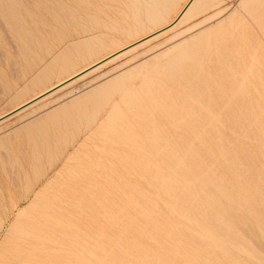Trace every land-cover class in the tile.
I'll list each match as a JSON object with an SVG mask.
<instances>
[{
    "label": "rangeland",
    "instance_id": "1",
    "mask_svg": "<svg viewBox=\"0 0 264 264\" xmlns=\"http://www.w3.org/2000/svg\"><path fill=\"white\" fill-rule=\"evenodd\" d=\"M0 1V116L172 24L188 2ZM193 4L164 35L0 123V233L12 205H22L47 183L73 177L81 198L105 195L89 212L70 218L76 245L61 239L66 249H55L53 264H264V0ZM166 127L170 133H154ZM187 128L196 134L179 135ZM26 206L15 212L20 219Z\"/></svg>",
    "mask_w": 264,
    "mask_h": 264
},
{
    "label": "bare ground",
    "instance_id": "2",
    "mask_svg": "<svg viewBox=\"0 0 264 264\" xmlns=\"http://www.w3.org/2000/svg\"><path fill=\"white\" fill-rule=\"evenodd\" d=\"M22 1V0H21ZM20 0H19V2H21ZM25 1H27V0H25ZM34 1V0H33ZM51 1V0H50ZM100 1V0H99ZM197 1V0H196ZM240 1V0H239ZM1 2V1H0ZM6 2V1H5ZM13 2V1H12ZM18 2V1H17ZM37 2V1H36ZM102 2V1H101ZM100 2V3H101ZM112 2V1H111ZM195 2V0H188V2L186 1V5L184 6V8L180 11V13H179V15H178V19L175 21V22H171L172 24H170V25H168V26H166V27H164V28H162V29H159L158 31H156V32H154V33H156V34H154V33H152V34H149L148 36H145V37H143L142 39H140V40H138V41H135L134 43H132V44H129V45H127V46H125V47H122V48H120L119 50H117V51H115L114 53H112V54H110V55H108V56H106V57H104L103 59H101V60H98L97 62H95V63H93V64H91V65H89V66H87L86 68H84V69H82L81 71H79V72H77V73H75V74H73V75H70V76H68L66 79H64V80H61L59 83H57V84H55V85H53L52 87H50V88H48V89H45V91H43V92H41V93H39V94H37L36 96H34L33 98H31V99H29V100H27V101H25V102H23V103H21L20 105H18L17 107H15L14 109H12L10 112H7L6 114H4L3 116H0V123L1 122H3V121H5V120H7V119H9V118H11L12 116H14V115H17L18 113H20L21 111H23V110H25V109H27V108H29V107H31L32 105H34V104H36V103H38V102H40V101H42L43 99H45L46 97H48V96H50V95H52V94H54V93H56L57 91H59V90H61V89H63V88H69L73 83H75L77 80H79L80 78H82L83 76H85V75H87L88 73H90V72H92V71H94V70H96V69H98L100 66H102V65H105V63H107V62H110V61H112V60H114V59H116V58H118V57H120L121 55H124L125 53H127V52H129V51H131L132 49H134V48H136L137 46H139V45H144V43H146V42H149V41H151L152 39H154V38H159L162 34L164 35V33H167L169 30H172L175 26H177V24L178 23H180L179 21L183 18V17H185V15H187V12L189 11V13H190V7L193 9V7H192V5H195V4H193ZM76 3V2H75ZM106 3H107V1H106ZM113 3H115V2H113ZM117 3H119V2H117ZM152 3V2H151ZM16 4H18V3H16ZM15 4V5H16ZM30 4V3H29ZM28 4V5H29ZM55 4V3H54ZM61 4V3H60ZM156 4V3H155ZM170 4H171V2H170ZM185 4V3H184ZM1 5H3V4H1ZM9 5V4H8ZM15 5H13L14 6V10H15ZM27 5V4H26ZM40 5V4H39ZM47 5H49V4H47ZM90 5V4H89ZM135 5H137V4H135ZM24 6H25V4H24ZM30 6V5H29ZM29 6H27V7H29ZM104 6V5H103ZM105 6H108V5H105ZM160 6V5H159ZM5 7V6H4ZM17 7V6H16ZM36 7H37V5H36ZM51 7V6H50ZM56 7H57V5H56ZM110 7V6H109ZM1 8V7H0ZM8 8V7H7ZM18 8H19V4H18ZM21 8V7H20ZM33 8V7H32ZM54 8V7H53ZM106 8V7H105ZM158 9H159V7H157ZM17 9V8H16ZM37 9V8H36ZM152 9V8H151ZM191 9V10H192ZM2 10V9H1ZM0 10V11H1ZM4 10H6V9H4ZM19 10V9H18ZM31 10V9H30ZM33 10V9H32ZM39 10H40V8H39ZM57 10V9H56ZM106 10V9H105ZM136 10V9H135ZM16 11V10H15ZM14 11V12H15ZM35 11V10H34ZM93 11V10H92ZM106 11H108V10H106ZM109 11H111L110 9H109ZM151 11V10H150ZM2 12V11H1ZM21 13H23V11L21 12ZM42 13V12H41ZM44 13V12H43ZM49 13V12H48ZM103 13V12H102ZM7 14V13H6ZM6 14H4V15H6ZM16 14V13H15ZM23 14H25V13H23ZM23 14H22V16H23ZM45 14V13H44ZM137 14V13H136ZM9 15V14H8ZM14 14H12V16H13ZM21 15V14H20ZM39 15V14H38ZM18 16V15H17ZM25 16V15H24ZM45 16V15H44ZM7 17V16H6ZM11 17V16H10ZM31 17V16H30ZM41 18H42V16H40ZM147 17H148V15H147ZM187 17V16H186ZM9 18V17H8ZM27 18V17H26ZM176 18V17H175ZM17 19V18H16ZM29 19V18H28ZM1 20V19H0ZM14 20H15V18H14ZM18 20H19V18H18ZM184 19H182V21H183ZM7 21V20H6ZM16 21V20H15ZM25 21H27L28 22V20L26 19ZM33 21H35L34 19H33ZM16 22H18V21H16ZM26 22V23H27ZM31 22V21H30ZM7 23H8V21H7ZM7 23H5L6 25H7ZM19 23V22H18ZM22 23V22H21ZM25 23V22H24ZM35 23H36V21H35ZM39 23H40V21H39ZM34 24V23H33ZM4 25V24H3ZM6 25H4V26H6ZM13 25V24H12ZM37 25V24H36ZM9 26V25H8ZM25 26V25H24ZM30 26V25H29ZM23 27V26H22ZM32 27V26H31ZM5 28V27H4ZM4 28H3V30H4ZM8 28V27H7ZM14 28H16V27H14ZM2 29V28H1ZM20 29V28H19ZM26 29V28H25ZM9 30V29H8ZM7 30V31H8ZM28 30H30L29 28H28ZM24 31V30H23ZM160 31V32H159ZM5 31H3V33H4ZM14 32V31H13ZM19 32V31H18ZM20 32H22V30L20 31ZM9 33V32H8ZM30 33V32H29ZM151 35V36H150ZM8 38V37H7ZM9 39V38H8ZM179 50H180V48H179ZM178 50V51H179ZM96 51V50H95ZM185 61V60H184ZM183 65H185V64H183ZM253 65V64H252ZM239 66V65H238ZM259 66V65H258ZM236 69V68H235ZM262 69V68H261ZM256 71H254V73H255ZM221 74V73H220ZM230 74V73H229ZM222 75V74H221ZM233 78V77H232ZM258 79V78H257ZM244 81V80H243ZM263 81V80H262ZM260 82V81H259ZM228 83V82H227ZM239 83V82H238ZM244 84V83H243ZM229 87V86H228ZM235 88V87H234ZM231 90V89H230ZM258 91V90H257ZM203 94V93H202ZM209 94V93H208ZM198 95V94H197ZM196 95V96H197ZM216 95V94H215ZM244 95V94H243ZM211 96V95H210ZM259 96H260V94H259ZM223 98H225V99H227L225 96H223ZM235 99H236V97H235V95H234V93H231V98H230V105H229V108L231 107V108H233V107H235ZM211 101H212V99H210ZM215 100V99H214ZM192 101V100H191ZM216 101V100H215ZM247 101V100H246ZM209 102V101H208ZM221 102V101H220ZM29 103V104H28ZM197 105H198V102L196 103ZM225 104V103H224ZM223 104V105H224ZM215 105V104H214ZM213 105V106H214ZM226 105V104H225ZM200 106V105H199ZM204 106V105H203ZM227 106V105H226ZM33 107V106H32ZM252 107V106H251ZM196 108V107H195ZM212 108V107H211ZM223 109H225V108H223ZM237 109V108H236ZM248 109V108H247ZM262 109V108H261ZM263 109H264V107H263ZM262 109V110H263ZM200 110V109H199ZM203 110V109H202ZM210 110H212V109H210ZM226 110V109H225ZM231 110V109H230ZM238 110V109H237ZM260 110V109H259ZM209 111V110H208ZM231 111H233V110H231ZM199 112V111H198ZM217 112V111H216ZM227 112H229V110L227 111ZM254 112V111H253ZM259 112V111H258ZM234 113V112H233ZM202 114V113H201ZM230 114V113H229ZM220 115V114H219ZM234 115V114H233ZM235 115H236V113H235ZM234 115V116H235ZM255 116V115H254ZM208 117V116H207ZM216 117V116H215ZM230 117V116H229ZM248 117V116H247ZM197 119H199V121H201L202 120V117H201V115H199V116H197L196 117ZM236 118V117H235ZM170 119V118H169ZM222 119V118H221ZM224 119V118H223ZM238 119V118H237ZM177 120V119H176ZM233 120V119H232ZM159 121H161V120H159ZM234 121V120H233ZM238 121H239V119H238ZM237 121V122H238ZM243 122V121H242ZM241 122V123H242ZM167 123H169V122H167ZM183 123V122H182ZM208 123H210V121L208 122ZM225 123V122H224ZM235 123V122H234ZM203 124H204V122H203ZM211 124V123H210ZM209 124V125H210ZM150 125V124H149ZM240 125V124H239ZM170 126V125H169ZM216 126V125H215ZM175 127V126H174ZM191 127V126H190ZM222 127H223V125H222ZM241 127V126H240ZM243 127V126H242ZM173 128V127H172ZM200 128V127H199ZM205 128V127H204ZM248 128V127H247ZM188 129V128H187ZM213 129V128H212ZM219 130V129H218ZM226 130V129H225ZM231 130V129H230ZM149 132V131H148ZM152 132V131H151ZM170 133L171 132V127H166L164 130L162 129V128H160V129H156L155 131H154V133L156 134V135H158V134H162V133ZM194 132H196V130H191V129H188V130H186V129H181V131L179 132V135H181L182 137L183 136H187V135H189V136H193V134H196V133H194ZM199 133H200V131H199ZM223 133V132H222ZM242 133V132H241ZM224 134L226 135V133L224 132ZM142 135V134H141ZM203 135V134H202ZM233 135V134H232ZM236 135V134H235ZM142 136H144V135H142ZM169 136V135H168ZM206 136V135H205ZM218 136H220V135H218ZM152 137V136H151ZM150 137V138H151ZM178 137V136H177ZM228 137V136H227ZM171 138V137H170ZM186 138V137H185ZM193 138V137H192ZM145 139H146V137H145ZM152 139H153V137H152ZM209 139V138H208ZM182 140V139H181ZM195 140V139H194ZM207 140V139H206ZM238 140V139H237ZM139 141V140H138ZM202 141V140H201ZM140 142V141H139ZM154 142V141H153ZM152 142V143H153ZM160 142V141H159ZM162 142H163V140H162ZM247 142H249V141H247ZM131 143V142H130ZM174 143V142H173ZM184 143V142H183ZM220 143V142H219ZM143 144V143H142ZM157 144V143H156ZM246 144V143H245ZM155 145V144H154ZM153 144H152V146H154ZM211 145V144H210ZM238 145V144H237ZM200 146V145H199ZM209 146V145H208ZM219 146H222L221 144L219 145ZM232 146V145H231ZM131 147V146H130ZM139 147V146H138ZM158 147V146H157ZM187 147V146H186ZM152 148V147H151ZM161 148V147H160ZM205 148V147H204ZM248 148V147H247ZM156 149V148H155ZM162 149V148H161ZM170 149V148H169ZM189 149V148H188ZM210 149V148H209ZM239 149V148H238ZM241 149V148H240ZM163 150V149H162ZM190 150V149H189ZM201 151H202V149H200ZM210 150H212V149H210ZM214 150V149H213ZM217 150V149H216ZM156 151V150H155ZM154 151V152H155ZM157 151H158V149H157ZM184 151V150H183ZM205 151V150H204ZM218 151V150H217ZM232 151V150H231ZM244 151V150H243ZM170 152H171V150H170ZM170 152H168V153H170ZM188 152V151H187ZM213 152V151H212ZM252 152V151H251ZM142 153V152H141ZM172 154H173V152H171ZM181 153V152H180ZM210 153V152H209ZM161 154H163V153H161ZM194 154V153H193ZM224 154V153H223ZM233 154V153H232ZM239 154V153H238ZM159 155V154H158ZM175 155V154H174ZM192 155V154H191ZM245 155H246V153H245ZM170 156V155H169ZM176 156V155H175ZM179 156V155H178ZM182 156H184V155H182ZM199 156V155H198ZM210 156V155H209ZM219 156V155H218ZM217 156V157H218ZM228 156V155H227ZM262 156V155H261ZM150 157V156H149ZM167 157V156H166ZM187 157V156H186ZM240 157V156H239ZM263 157V156H262ZM188 159H190L189 158V156L187 157ZM211 158V157H210ZM208 159V158H207ZM213 159V158H212ZM220 159H222V158H220ZM230 159V158H229ZM153 160V159H152ZM165 160V159H164ZM175 160H176V158H175ZM206 160V159H205ZM209 160V159H208ZM228 160V159H227ZM257 160V159H256ZM176 161H178V160H176ZM175 162V161H174ZM179 162H181V161H178V163ZM210 162V161H209ZM247 162H249V163H251V161H247ZM160 163H161V161H160ZM166 163V162H165ZM181 163H183V162H181ZM227 163V162H226ZM230 163H231V161H230ZM259 163V162H258ZM200 164V163H199ZM201 164H203L202 162H201ZM237 164V163H236ZM154 165V164H153ZM158 165V164H157ZM160 165V164H159ZM183 165V164H182ZM197 165V164H196ZM224 165V164H223ZM227 165V164H226ZM253 165V164H252ZM255 165V164H254ZM173 166V165H172ZM172 166H170V167H172ZM205 166V165H204ZM213 166V165H212ZM228 166H229V164H228ZM157 167V166H156ZM182 167H184V166H182ZM192 167V166H191ZM207 167H208V165H207ZM206 167V169H208ZM168 168H169V165H168ZM190 167L188 166V169H189ZM198 168V167H197ZM241 168V167H240ZM246 168V167H245ZM253 168H255V166L253 167ZM210 169V168H209ZM216 169V168H215ZM222 169V168H221ZM239 169V168H238ZM256 169V168H255ZM261 169H263L262 167H261ZM157 170V169H156ZM187 170V169H186ZM192 170V169H191ZM191 170H190V172H191ZM196 170H199V169H196ZM200 170L202 171V168H200ZM228 170H229V168H228ZM254 170V169H253ZM257 170V169H256ZM155 171V170H154ZM175 171H176V169H175ZM215 171V170H214ZM234 171H235V169H234ZM251 171H252V169H251ZM174 172V171H173ZM198 173H199V171H197ZM216 172V171H215ZM231 172V171H230ZM255 172V171H254ZM157 173V172H156ZM191 173H193V171L191 172ZM195 173H196V171H195ZM232 174H233V172H231ZM235 173H237V171L235 172ZM234 173V174H235ZM242 173V172H241ZM240 173V174H241ZM168 174H169V172H168ZM179 174V173H178ZM190 174V173H189ZM211 174V173H210ZM216 174V173H215ZM233 174V175H234ZM181 175V174H180ZM183 175V174H182ZM204 174H202V176H203ZM238 175V174H237ZM236 175V176H237ZM252 175V174H251ZM250 175V176H251ZM260 175V174H259ZM73 176H75V175H73ZM168 176V175H167ZM184 176V175H183ZM182 176V177H183ZM191 176H192V174H191ZM195 176V175H194ZM193 176V177H194ZM205 176H208V175H205ZM213 176H215V175H213ZM235 176V175H234ZM250 176H249V178H250ZM257 175H255V177H256ZM264 176V175H263ZM263 176H260V177H263ZM76 177V176H75ZM169 177V176H168ZM179 177V176H178ZM181 177V176H180ZM221 177V176H220ZM223 177H224V175H223ZM231 177V176H230ZM238 177V179H239V175L237 176ZM240 177H241V175H240ZM259 176H257V178H258ZM192 178V177H191ZM207 178V177H206ZM168 179V178H167ZM180 179V178H179ZM195 179V178H194ZM200 179V178H199ZM247 179V178H246ZM251 179H252V177H251ZM206 180V179H205ZM220 180H222V179H220ZM227 180V179H226ZM249 180V179H248ZM261 180V179H260ZM77 181V180H76ZM160 181V180H159ZM167 181V180H166ZM192 181V180H191ZM196 181V180H195ZM212 181V180H211ZM223 181V180H222ZM236 181V180H235ZM162 182H163V180H162ZM175 182V181H174ZM174 182H172V183H174ZM223 182H225V181H223ZM227 182V181H226ZM229 182L230 181H228V184H229ZM239 182H241V181H239ZM243 183H244V181H242ZM178 183V182H177ZM182 183V182H181ZM186 183V182H185ZM218 183V182H217ZM246 183V182H245ZM250 183V182H249ZM262 183V182H261ZM193 184V183H192ZM214 184V183H213ZM226 184V183H225ZM241 184V183H240ZM258 184V183H257ZM166 185V184H165ZM173 185V184H172ZM174 185H176L175 183H174ZM182 185V184H181ZM186 185H187V183H186ZM185 185V186H186ZM196 185V184H195ZM227 185V184H226ZM230 185V184H229ZM248 185V184H247ZM250 185H251V183H250ZM250 185H249V187H250ZM157 186H159V185H157ZM198 186V185H197ZM243 186V185H242ZM259 186V185H258ZM193 187V186H192ZM228 187H230V186H228ZM254 187V186H253ZM163 188V187H162ZM164 188H166V187H164ZM173 188V187H172ZM184 188V187H183ZM187 188H189L188 186H187ZM198 188V187H197ZM196 188V189H197ZM208 188V187H207ZM216 188V187H215ZM256 188V187H255ZM167 189V188H166ZM185 189V188H184ZM248 189V188H247ZM251 189H252V186H251ZM254 189V188H253ZM257 189H259V188H257ZM264 189V188H263ZM81 190V187H80V185L78 186V184L75 182V180H74V178L73 177H71V178H69V179H59V181L58 182H56L55 184H53L52 185V183L51 184H46V185H44V186H42V187H40L37 191H35L32 195H31V197L29 198V199H27L22 205H25V204H27V206L24 208L25 209V213H26V211H28V214H27V216H25L24 218H19V215H15V212L17 211V210H19V208L22 206V205H18V206H14V205H12V210H13V213H12V218H11V220H9L8 222H7V224L5 225V228L4 229H2V232L0 233V264H53L52 262H54L55 263V261L53 260V257H54V255H56L59 251L58 250H56L55 251V249H62V250H65L66 248L65 247H63V243L61 244V246H59L60 244L59 243H61L60 241H61V239H62V242L64 241V238L65 237H67V239H65V240H67L68 242H66L67 243V245L66 246H70V248H72V246L75 244L76 245V243H74V242H76V239L75 238H72L73 237V235H75V232H74V230H73V232H71L72 230H71V228H73V229H75V223H73L74 222V220H73V222L71 221V219H72V216H74L75 214H77L78 212H83L84 210H86L87 212H89V210L91 209V205H92V203L93 202H95L96 200H98V199H103L104 198V195L103 194H97V193H92V192H87V193H85V194H83L82 195V198L84 199V201L82 202L81 201V196H79L77 193H79V191ZM191 190H193V189H191ZM190 190V191H191ZM199 191H200V189H198ZM220 189H218V191H219ZM243 190H244V188H243ZM255 190V189H254ZM167 191V190H166ZM195 191V190H194ZM232 191H233V188H232ZM234 191H236V190H234ZM249 191V190H248ZM169 192H170V190H169ZM174 192V191H173ZM196 192V191H195ZM207 192V191H206ZM220 192V191H219ZM230 192V191H229ZM166 193V192H165ZM188 193H189V190H188ZM193 193V192H192ZM217 193V192H216ZM232 193V192H231ZM237 193H240V192H238L237 191ZM242 193V192H241ZM251 193V192H250ZM254 193V192H253ZM257 193V192H256ZM174 194V193H173ZM189 194H191V193H189ZM188 194V195H189ZM202 194V193H201ZM208 194V193H207ZM225 194V193H224ZM236 194V193H235ZM259 195H260V193H258ZM171 195V194H170ZM175 195V194H174ZM186 195H187V193H186ZM187 195V196H188ZM199 195V194H198ZM233 195V194H232ZM240 195V194H239ZM262 195V194H261ZM260 195V196H261ZM169 196V195H168ZM173 196V195H172ZM182 196H184V195H182ZM264 196V195H263ZM180 197H181V195H180ZM219 197V196H218ZM250 197V196H249ZM262 197V196H261ZM98 198V199H97ZM168 198H171V197H168ZM177 198V197H176ZM184 198H186L185 196H184ZM191 198V197H190ZM203 198V197H202ZM205 198V197H204ZM240 198H241V196H240ZM263 198V197H262ZM174 199V198H173ZM182 199V198H181ZM189 199V198H188ZM192 199V198H191ZM199 199V198H198ZM197 199V200H198ZM234 199V198H233ZM244 199V198H243ZM264 199V198H263ZM185 201L184 202H187L186 201V199H184ZM235 200V199H234ZM194 201V200H193ZM201 201V200H200ZM222 201V200H221ZM244 200H242V202H243ZM181 202V201H180ZM196 202V201H195ZM202 202V201H201ZM200 202V203H201ZM206 202V201H205ZM208 202V201H207ZM218 202V201H217ZM258 202H259V200H258ZM189 203V202H188ZM216 203V202H215ZM246 203V202H245ZM262 203V202H261ZM178 204H180V203H178ZM182 204V203H181ZM180 204V205H181ZM187 204V203H186ZM204 204V203H203ZM207 204V203H206ZM217 204V203H216ZM259 204H260V202H259ZM263 204V203H262ZM16 205V204H15ZM177 205V204H176ZM179 205V206H180ZM188 205V204H187ZM189 205H191L190 203H189ZM208 205V204H207ZM224 205H225V202H224ZM238 205H239V203H238ZM252 205V204H251ZM178 205H177V208L179 207ZM195 206H196V204H195ZM199 206V205H198ZM209 206H211V204L209 205ZM181 207V206H180ZM191 207V206H190ZM211 207H213V206H211ZM224 207V206H223ZM193 208H194V206H193ZM196 208H198L197 206H196ZM199 208H201V206L199 207ZM261 208H262V206H261ZM264 208V207H263ZM186 209V208H185ZM253 209V208H252ZM184 210V209H183ZM188 210V209H187ZM199 210V209H198ZM203 210V209H202ZM201 210V211H202ZM214 210V209H213ZM217 210V209H216ZM264 210V209H263ZM164 211H166L165 209H164ZM178 211V210H177ZM179 211H181V210H179ZM189 211V210H188ZM190 211H191V209H190ZM201 211H200V213H201ZM225 211V210H224ZM181 212H183V211H181ZM185 212V211H184ZM212 212V211H211ZM220 212V211H219ZM175 213H177V212H175ZM193 213V212H192ZM206 213V212H205ZM258 213V212H257ZM20 214V213H19ZM184 214V213H183ZM183 214H181L182 216H183ZM189 214V213H188ZM194 214V213H193ZM220 214V213H219ZM180 215V216H181ZM191 215V214H190ZM208 215H209V218L211 217V215L208 213ZM88 216H89V213H88ZM197 216V215H196ZM204 216V215H203ZM206 216V215H205ZM191 217H192V215H191ZM190 217V218H191ZM214 217V216H213ZM216 217H218V216H216ZM223 217V216H222ZM71 218V219H70ZM74 218V217H73ZM183 218H184V216H183ZM186 218H188V215H187V217ZM185 218V219H186ZM198 218V217H197ZM196 218V219H197ZM206 218V217H205ZM208 218V217H207ZM209 218H208V220H209ZM212 218V217H211ZM219 218H221V217H219ZM181 219V218H180ZM199 219V218H198ZM212 219H214V218H212ZM218 219V218H217ZM190 220V219H189ZM192 220H194V218L193 219H191V221ZM207 220V219H206ZM204 221L205 222V229H206V231L209 229V226H208V224L207 223H209V221ZM211 220V219H210ZM188 221V220H187ZM197 221V220H196ZM202 221V220H201ZM226 221V220H225ZM6 222V221H5ZM175 222V221H174ZM173 222V224H175ZM185 222V221H184ZM198 222V221H197ZM199 222H200V220H199ZM194 223V222H193ZM201 223V222H200ZM199 223V224H200ZM163 224V223H162ZM173 224H171V225H173ZM192 224V223H191ZM210 224H212V221H211V223ZM214 224V223H213ZM4 225V224H3ZM178 225V224H177ZM197 225V224H196ZM161 226V225H160ZM163 226V225H162ZM167 226V225H166ZM190 227H193V226H191V225H189ZM201 226V225H200ZM203 224H202V228H203ZM206 226H208V227H206ZM211 226V225H210ZM235 226V225H234ZM6 227H7V229H6ZM164 227V226H163ZM196 227V226H195ZM236 227V226H235ZM167 228V227H166ZM198 228H200V227H198ZM212 228V227H211ZM210 228V229H211ZM188 231H190L188 228H186ZM194 229V228H193ZM204 229V228H203ZM213 229H214V227H213ZM76 230V229H75ZM155 230H157L156 228H155ZM174 230H176V227H175V229ZM196 229H194V231H195ZM158 231V230H157ZM165 231H167L166 229H165ZM172 231V230H171ZM198 231H200V230H198ZM218 231V230H217ZM181 232V231H180ZM196 232V231H195ZM201 232H203V231H201ZM214 231H212V233H213ZM71 233H74L73 235L71 234ZM160 233V232H159ZM177 233V232H176ZM215 233V232H214ZM183 234V233H182ZM184 234H185V232H184ZM197 234H199L198 232H197ZM218 234V233H217ZM72 235V236H71ZM160 235V234H159ZM168 235H170V234H168ZM175 235V234H174ZM71 237L73 240H71V238L69 239L68 237ZM180 236V235H179ZM188 236V235H187ZM194 236H195V234H194ZM199 236H201V235H199ZM190 237V236H189ZM172 238V237H171ZM191 238V237H190ZM194 238V237H193ZM201 238H203V236L201 237ZM75 239V240H74ZM178 239H179V237H178ZM197 239V238H196ZM181 241H182V238L180 239ZM190 240V239H189ZM200 240V239H199ZM199 240H198V242H199ZM211 240V239H210ZM228 240V239H227ZM72 241H74V242H72ZM167 241H169V240H167ZM188 241V240H187ZM208 241V240H207ZM220 241V240H219ZM224 241V240H223ZM65 242V241H64ZM175 242V241H174ZM184 242V241H183ZM193 242V241H192ZM226 242V241H225ZM68 243H69V245H68ZM177 243V242H176ZM188 243V242H187ZM217 243V242H216ZM245 243V242H244ZM65 244V243H64ZM195 244L197 245V243H196V241H195ZM199 244V243H198ZM214 244H215V241H214ZM74 245V246H75ZM161 245V244H160ZM179 245H180V243H179ZM222 245V244H221ZM233 245V244H232ZM65 246V245H64ZM169 246H170V244H169ZM173 246V245H172ZM176 246V245H175ZM174 246V247H175ZM231 246V245H230ZM158 247H160V246H158ZM167 248H168V246H166ZM188 247H189V245H188ZM193 247V246H192ZM162 248V247H161ZM172 248V247H171ZM171 248H170V250H171ZM176 248V247H175ZM180 248V247H179ZM182 248V247H181ZM231 248L233 249V247L231 246ZM165 249V248H164ZM189 249V248H188ZM215 249V248H214ZM240 249V248H239ZM245 249V248H244ZM70 251H73L74 252V250H72V249H69ZM69 250L67 251L66 250V252H69ZM157 250V249H156ZM169 250V249H168ZM177 250V249H176ZM200 250V249H199ZM58 251V252H57ZM163 251V250H162ZM172 251V250H171ZM190 251V250H189ZM201 251V250H200ZM233 252H235V250H232ZM241 251V250H240ZM57 252V253H56ZM61 252V251H60ZM158 252V251H157ZM164 252V251H163ZM166 252V251H165ZM180 252V251H179ZM167 253V252H166ZM186 253V252H185ZM249 253V252H248ZM71 254V253H70ZM179 254V253H178ZM204 254V253H203ZM60 255V254H59ZM161 255V254H160ZM175 255V254H174ZM246 255H247V253H246ZM249 255V254H248ZM61 256H62V252H61ZM154 256V255H153ZM157 256V255H156ZM187 256V255H186ZM239 256V255H238ZM214 257V256H213ZM217 257V256H216ZM221 257V256H220ZM249 257V256H248ZM58 258V257H57ZM179 258V257H178ZM189 258V257H188ZM233 258V257H232ZM240 258V257H239ZM241 258H243V257H241ZM245 258V257H244ZM253 258V257H252ZM59 259H60V257H59ZM159 259V258H158ZM172 259V258H171ZM170 259V261L172 262V260ZM191 259V258H190ZM193 259V258H192ZM208 259V258H207ZM210 259V258H209ZM208 259V260H209ZM246 259V258H245ZM61 260V259H60ZM60 260H58V261H60ZM185 260V259H184ZM183 260V261H184ZM220 260V259H219ZM250 260V259H249ZM158 261V260H157ZM160 261V260H159ZM167 261V260H166ZM165 261V262H166ZM181 261V260H180ZM216 261V260H215ZM229 261V260H228ZM236 261V260H235ZM244 261H246V260H244ZM251 261V260H250ZM163 262V261H162ZM165 262H163V263H165ZM204 263H206L205 261H203ZM225 262V261H224ZM238 262H239V260H238ZM253 262V261H252ZM57 263H59V262H57ZM56 263V264H57ZM161 263V262H160ZM172 264V263H171ZM179 264V263H178ZM196 264V263H195ZM202 264V263H201ZM209 264V263H208ZM231 264V263H230ZM236 264V263H235ZM250 264V263H249Z\"/></svg>",
    "mask_w": 264,
    "mask_h": 264
},
{
    "label": "crops",
    "instance_id": "3",
    "mask_svg": "<svg viewBox=\"0 0 264 264\" xmlns=\"http://www.w3.org/2000/svg\"><path fill=\"white\" fill-rule=\"evenodd\" d=\"M27 109H28V108H27ZM25 110H26V109H25ZM25 110H23V111H25ZM23 111H21V112H23ZM21 112H20V113H21Z\"/></svg>",
    "mask_w": 264,
    "mask_h": 264
},
{
    "label": "water",
    "instance_id": "4",
    "mask_svg": "<svg viewBox=\"0 0 264 264\" xmlns=\"http://www.w3.org/2000/svg\"><path fill=\"white\" fill-rule=\"evenodd\" d=\"M160 32V31H159ZM154 34H156V33H154ZM151 36V35H150ZM29 104V103H28Z\"/></svg>",
    "mask_w": 264,
    "mask_h": 264
}]
</instances>
